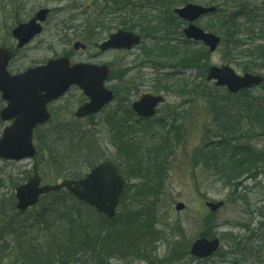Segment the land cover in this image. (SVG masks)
Here are the masks:
<instances>
[{
  "label": "rangeland",
  "instance_id": "1",
  "mask_svg": "<svg viewBox=\"0 0 264 264\" xmlns=\"http://www.w3.org/2000/svg\"><path fill=\"white\" fill-rule=\"evenodd\" d=\"M97 1L101 2V0H0V47L16 52L10 72L21 74L29 68L40 66L49 60L63 58L65 55L71 57L73 64L113 65V77L116 76L117 78L119 75L121 81L117 79V82H109L108 87L117 90L118 87L123 86V80L138 78L141 86L137 94L130 98L132 102H135L143 95L158 94V90L162 91L163 89L155 88L157 81L155 78L168 80L166 76L170 73L173 74L171 76L172 82L184 81L189 84H196L195 86L202 91L213 90L215 88L214 82L208 83L204 76L208 67L227 65L235 69L238 75H244L246 72L243 70L245 59L248 58L242 54V51L252 50L255 46L264 44V0H191L190 3L198 6H214L218 9L217 16L203 18L197 25L204 29L207 28L215 34H221L223 40H227L222 43L221 48L216 53L209 56L208 60L202 55L204 46L195 43L187 46L189 51L187 55L193 53L202 60L196 68L192 67L191 70L182 68L159 70L156 66L153 67L154 69L151 68L152 64L155 63H150L151 67L143 66L140 60L141 54L145 52L143 51L144 47L150 46L149 40L144 41L142 46L127 52V54L107 53L106 55H98L97 47L99 44L105 42V39L110 35L125 29L119 25L122 18L117 12L115 15L104 17V23L98 29L93 28L89 23L87 30L93 32V36L90 38L93 42L87 41L89 38L85 40L87 34L83 32V25L85 20H91L90 17L97 9L96 5L100 4ZM136 1H140V3L135 10L142 16L154 17L157 14L158 7L148 6L144 8L141 7V0ZM43 9L51 11V15H48L47 22L44 24V33L33 39L25 48L16 50L17 41L12 35L13 30L20 24L30 23V20ZM250 11L254 13L248 16ZM232 15H238L240 19L237 21V28L231 31L235 36L234 41L230 44L232 39H225L224 34L228 33L225 31L221 19L224 18V22L226 18ZM184 27L182 25L177 34ZM171 36L173 37L172 44L175 45L180 42V37L176 35L175 31L172 32ZM76 42L90 43L92 46L87 50L89 53L74 55L73 45ZM92 55H96V57L92 59ZM176 61L179 63L181 58L175 60L177 64ZM162 62L164 63V60ZM249 73L264 77V65L261 62L252 63ZM261 92L260 87L252 90L253 96L260 95ZM225 93L223 90L218 94L224 97ZM161 94L166 98V106L177 112L175 115L172 114L174 117L171 120L167 121L170 123L168 128L164 129L160 135H156V138L150 141L147 139V142L144 141V145L151 148L152 144L159 146L163 137H167V143L170 145L169 163L164 174L166 176L164 187L157 196L155 209L143 213L144 219L153 221L151 227L153 233L151 234L155 235H149L150 246L144 248L143 245L141 255L125 258L118 256L109 259V263L264 264V160L256 164L248 174L240 175L238 181L235 180L229 184L223 179L224 176L209 174L201 163H196L198 160L196 152L199 149L210 143L215 145L221 139L220 132L215 131L213 127V115L208 104L201 98H195L194 102H190V97L166 90L159 95ZM122 96L121 93H118L117 104L112 106L114 109L125 108L127 102L125 96H123L124 98ZM82 100V94L77 87L70 90L63 99L50 107L54 121L72 119V115L79 108ZM5 106V101L0 97V113ZM165 110L166 107H162L153 121L167 120ZM101 117L103 116H99L97 121H100ZM6 126L9 124L0 119V141ZM97 131L100 132L101 146L105 150L107 160L121 162L122 160L116 155L115 146L110 142L107 131L102 126H99ZM167 131L170 132L169 137ZM233 139L234 141L230 140L233 147L250 144L256 153L264 152L263 130H256L247 125L244 133L238 134ZM34 164V160L23 162L0 160V183H3L4 186L0 194L8 199L11 196L15 197L16 188L24 185L28 180L27 178L23 181L26 178V173H30V175L34 173L32 170ZM123 167L128 177L126 179L130 181V187L139 184L138 180H134V178L131 180L130 167L128 165ZM122 175L124 176V174ZM11 181L18 184L13 187ZM44 183L56 184L50 180H44ZM144 201L149 200L144 197ZM129 202L130 200L127 201L126 207L130 205ZM208 202L213 203V205L220 202L223 206L212 213L210 208L206 206ZM178 203H183L186 207L185 210L177 211L176 205ZM38 209H30L25 216L20 218V221H23L28 229L32 230L30 234L26 235V239L31 240L35 245H40L43 238L40 228L31 227ZM6 220L7 217L5 219V216L0 215V264L14 262V239L2 236L1 228L8 222ZM205 221L206 224H204ZM114 222L106 229L108 233H111ZM28 229H26V234ZM206 231H209L210 235L212 234L210 238H219L221 241L218 254L208 262L191 258L189 249L193 242L199 240V237L206 238L201 236ZM75 264H94V260L87 257Z\"/></svg>",
  "mask_w": 264,
  "mask_h": 264
},
{
  "label": "trees",
  "instance_id": "2",
  "mask_svg": "<svg viewBox=\"0 0 264 264\" xmlns=\"http://www.w3.org/2000/svg\"><path fill=\"white\" fill-rule=\"evenodd\" d=\"M141 1V7H158L157 14L154 17L142 16L135 10L140 3L136 0L97 1L100 4L96 5L97 9L90 17L91 20L84 22L83 32L87 34L84 39L93 36V32L87 30L89 23L93 28L98 29L103 25L104 17L118 12L122 18L119 24L122 28L138 31L145 41L150 42V46L144 47L145 52L141 55L140 60L143 66L147 67L150 63H155L157 65L152 64V67L156 66L159 70L165 67L177 70L199 66L202 61L200 57L193 53L187 55L189 52L187 48L172 44L173 37H170L173 29L181 24V22L177 23L173 9L178 5H186L191 0ZM253 13L250 11L247 15L251 16ZM239 19L238 15H232L224 22V18L221 19L228 33L224 34L225 39H232L230 44L235 36L231 31L237 28ZM175 32L177 34V29ZM203 51L202 55L208 60L209 52L206 49ZM242 54L248 58L245 59V71L249 72L251 64L255 62H261L264 65V44L257 45L252 50L246 49ZM180 58L181 61L179 63L176 61V64L175 60ZM166 77L169 80L170 76ZM155 80H157L155 88L178 95L183 94L190 97V102H194L195 98H201L208 104L213 115V127L215 131L220 132L221 139L215 145L210 143L199 149L196 152L198 158L196 163H201L209 174L224 176L223 179L229 184L232 181H238L240 175L248 174L256 164L264 160V152L256 153L250 144L237 147L230 144L238 134L244 133L247 125L264 131V85L261 94L257 96H253L251 91L246 90L235 96L225 93V96L221 97L218 93L222 90L216 88L202 91L195 86L196 84L192 86L194 83L172 82V79L168 82L167 79L158 77ZM139 86V79L133 78L114 91L116 97L118 93H121L127 102L129 97L137 93ZM162 91L158 90V93ZM113 109L114 107H109L104 111L100 115L103 116L100 121H97L99 116L91 117L86 122L72 118L55 120L44 128H38L35 133L38 153L34 158L35 164L32 170L34 173H40L43 181L50 180L56 184L59 180H79L86 177L90 170L101 162L107 161L105 150L101 146L100 132L97 131V128L102 126L116 148V155L122 160V163L118 160L113 162L119 167L124 177L127 176L123 166L128 165L131 170V180L134 178L140 183L130 187V181L127 179L126 189L118 209L120 212L112 221L105 216H100L93 208L77 201L65 191L42 197L37 207L39 209L36 218L33 219V226L31 225V227L37 226L42 231L43 238L40 245H35L31 240L26 239V235L32 230L28 229L20 218L27 212L20 213L16 209L17 203L14 196L8 199L0 194V215L5 216V219L7 217L6 222L8 221L1 228L2 236H8L15 242L14 262L11 264L62 262L75 264L87 257L93 259L94 264H110L109 259L141 255L142 246L144 245V248L150 246L149 235H155L151 234L153 221L144 219L143 213L155 209L157 196L164 187L170 145L167 143V137H163L159 146L152 144L151 148L145 146L144 141L156 138V135H160L164 129L168 128L170 123L167 121L171 120L174 117L172 114L175 115L177 111L166 107L167 120L162 119L157 122L136 120L131 123L135 116L131 106L125 105L123 109ZM167 133L169 137L170 132L167 131ZM30 176V173H26L23 181ZM11 182L13 187L18 184ZM2 184L0 183V192L4 189ZM144 197L149 201H144ZM129 200L130 205L126 207ZM113 222L114 227L111 233H108L106 229ZM26 229L29 230L27 234ZM209 231L201 236L210 238L212 234L210 235Z\"/></svg>",
  "mask_w": 264,
  "mask_h": 264
},
{
  "label": "water",
  "instance_id": "3",
  "mask_svg": "<svg viewBox=\"0 0 264 264\" xmlns=\"http://www.w3.org/2000/svg\"><path fill=\"white\" fill-rule=\"evenodd\" d=\"M216 9L205 8L189 4L183 9L175 11L177 15L194 23L203 15L210 14ZM48 10H41L28 24H21L13 30V37L18 42V49L28 46L34 38L41 35L42 26L38 23L46 22ZM185 36L197 42H203L210 52H215L221 38L208 34L203 29L190 24L185 29ZM142 42L139 35L119 31L100 46V50H132ZM80 44L76 45L79 48ZM13 55L7 49L0 48V94L7 103L0 114L4 122L12 125L4 128L0 141V159L21 162L36 156L34 133L37 126L45 125L51 120L48 112L49 104L65 96L72 86H79L90 99L87 104L76 112V117L86 118L97 115L108 103L114 100V93L105 88L110 76L108 66H93L79 64L70 66L68 58L50 60L46 65L32 67L21 74L14 75L8 71ZM217 81L218 87H226L232 94L247 88L256 87L264 82L260 76L245 74L239 77L230 67H213L209 71L208 81ZM165 102L164 98L155 96L143 97L133 105L134 111L146 118L156 115V108ZM125 180L119 170L110 162L100 163L90 174L79 181H65L58 185H42L41 177L37 174L29 179L25 185L16 189L17 208L26 212L29 208L38 205L41 196L48 193H59L61 190L70 192L78 201L93 207L100 215L113 219L119 206L120 197L124 191ZM213 211H217L222 204H209ZM177 210H184L183 204H178ZM218 239H199L192 246L191 254L197 259L210 258L219 250ZM68 264V263H62Z\"/></svg>",
  "mask_w": 264,
  "mask_h": 264
},
{
  "label": "flooded vegetation",
  "instance_id": "4",
  "mask_svg": "<svg viewBox=\"0 0 264 264\" xmlns=\"http://www.w3.org/2000/svg\"><path fill=\"white\" fill-rule=\"evenodd\" d=\"M162 1H164V0H162ZM51 15V11H50V14H49V16ZM49 16H47V19H48V17ZM176 16V15H175ZM178 19V18H177ZM178 22H180L179 20L177 21V23ZM176 23V24H177ZM186 24V23H185ZM178 25V24H177ZM180 26L182 27V24H180ZM180 26H176V29H177V32L179 31V28H181ZM176 29H173V31H175ZM43 30H44V25H43ZM181 30V29H180ZM91 31V30H90ZM120 31V30H119ZM123 31H125V30H123ZM126 31H128V30H126ZM172 31V32H173ZM92 32V31H91ZM131 32H133V33H135L136 35H139L140 37H142V35L138 32V31H131ZM44 32L42 31V34H43ZM40 37V36H39ZM170 37H172V36H170ZM109 38V37H108ZM107 38V39H108ZM107 39H105V41H107ZM142 39H144L143 37H142ZM87 41H90V42H93L92 40H90V38H89V40H87ZM145 41V39L143 40V42ZM172 43H173V40L171 41ZM186 42L187 43H190L191 41H188V40H186ZM103 43H105V42H103ZM103 43H101V44H99L98 45V47H97V51H98V55H106L107 53H121V54H127V51H122V50H116V51H106V52H103V51H101L100 50V46L103 44ZM77 44H80V46H79V48H76V46L75 45H77ZM143 44V43H142ZM142 44L140 45V46H142ZM91 44L90 43H82V42H76L74 45H73V50H75L74 52H75V54L74 55H84V54H87V50L89 49V47L91 48ZM139 46V47H140ZM12 50V49H11ZM12 53H16L15 51H13L12 50ZM89 53V52H88ZM90 55V54H89ZM69 58H70V61H71V57L70 56H68ZM96 57V55H92L91 56V58L92 59H94ZM11 63H12V61L10 62V66H11ZM72 63V62H71ZM73 64V63H72ZM109 66V69H110V72H111V77H110V79L108 80L109 82H117V79H119L120 81H121V76H117V78H116V76L115 77H113V75H114V71H113V65L112 66H110V65H108ZM168 67H165L164 69H167ZM129 80V79H128ZM128 80H123L122 81V84L123 85H126L127 83H128ZM121 85V84H120ZM140 87V86H139ZM79 92L82 94V97H83V100L81 101V104H80V107H82V106H85L86 104H87V102L89 101V98L87 97V96H85L83 93H82V91L79 89ZM49 111H50V109H49ZM50 113H51V111H50ZM90 117H88V118H85V119H83V121H87L88 119H89ZM207 204V203H206Z\"/></svg>",
  "mask_w": 264,
  "mask_h": 264
},
{
  "label": "bare ground",
  "instance_id": "5",
  "mask_svg": "<svg viewBox=\"0 0 264 264\" xmlns=\"http://www.w3.org/2000/svg\"><path fill=\"white\" fill-rule=\"evenodd\" d=\"M248 91H251V89H250V88H248ZM220 246H221V243H220V245H219V249H220Z\"/></svg>",
  "mask_w": 264,
  "mask_h": 264
}]
</instances>
